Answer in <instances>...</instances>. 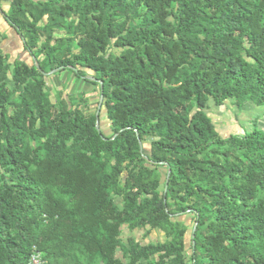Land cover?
Segmentation results:
<instances>
[{
    "label": "trees",
    "instance_id": "16d2710c",
    "mask_svg": "<svg viewBox=\"0 0 264 264\" xmlns=\"http://www.w3.org/2000/svg\"><path fill=\"white\" fill-rule=\"evenodd\" d=\"M0 18L32 62L0 51V264L32 247L46 264H264V127L221 137L206 113L264 110V0H10ZM47 69L98 88L109 136L49 101ZM123 227L165 240L124 244Z\"/></svg>",
    "mask_w": 264,
    "mask_h": 264
},
{
    "label": "rangeland",
    "instance_id": "374dc122",
    "mask_svg": "<svg viewBox=\"0 0 264 264\" xmlns=\"http://www.w3.org/2000/svg\"><path fill=\"white\" fill-rule=\"evenodd\" d=\"M10 0H0V12H7L8 3ZM0 51L6 56L7 63H12L15 59L19 58L28 64H31V59L24 56L22 47L18 37L15 36L13 31L8 29L0 18ZM46 80L44 92L51 103L59 105L64 101L68 107H79L81 113L90 117L93 115L98 116L97 126L99 130L106 136L111 134L109 130V123L105 118V113L101 110L99 104V90L96 86L86 83L84 80H78L74 75L64 72L58 73L46 70ZM53 71V70H52ZM10 89L12 88L9 85ZM208 117L211 119L216 132L221 137L229 135H242L244 132H249L252 128L253 122L259 127H264V110L253 107L250 103H245L242 109H238L233 101L226 102L221 107H215L209 104L206 111ZM162 175L161 182L165 175V170L160 169ZM186 229V259L189 258V238L193 226L192 217L189 214L177 218ZM128 237H133L136 241L145 244L162 243L165 237L162 233L151 231L145 234L144 231H134L130 233L125 227L122 228L121 239L125 244ZM80 264H87L86 258L81 255L79 257ZM91 264H100L96 259L92 260Z\"/></svg>",
    "mask_w": 264,
    "mask_h": 264
},
{
    "label": "built area",
    "instance_id": "2783aa9c",
    "mask_svg": "<svg viewBox=\"0 0 264 264\" xmlns=\"http://www.w3.org/2000/svg\"><path fill=\"white\" fill-rule=\"evenodd\" d=\"M26 264H46L42 259L41 253L35 247H32Z\"/></svg>",
    "mask_w": 264,
    "mask_h": 264
},
{
    "label": "water",
    "instance_id": "95a60500",
    "mask_svg": "<svg viewBox=\"0 0 264 264\" xmlns=\"http://www.w3.org/2000/svg\"><path fill=\"white\" fill-rule=\"evenodd\" d=\"M58 71V69H56V70H53V71H51V74L52 73H54V72H57ZM92 81H94V80H92ZM101 102H102V97H100L99 98V104H101ZM95 123H96V125H95V127H96V131L99 133V128H98V126H97V122H98V116H97V114L95 115ZM141 147V146H140Z\"/></svg>",
    "mask_w": 264,
    "mask_h": 264
},
{
    "label": "crops",
    "instance_id": "0c3cea01",
    "mask_svg": "<svg viewBox=\"0 0 264 264\" xmlns=\"http://www.w3.org/2000/svg\"><path fill=\"white\" fill-rule=\"evenodd\" d=\"M3 22V21H2ZM4 24V23H3Z\"/></svg>",
    "mask_w": 264,
    "mask_h": 264
}]
</instances>
